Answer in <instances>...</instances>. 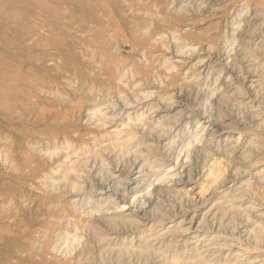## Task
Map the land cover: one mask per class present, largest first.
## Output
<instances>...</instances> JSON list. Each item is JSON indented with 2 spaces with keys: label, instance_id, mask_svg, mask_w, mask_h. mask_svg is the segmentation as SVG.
Masks as SVG:
<instances>
[{
  "label": "rangeland",
  "instance_id": "374dc122",
  "mask_svg": "<svg viewBox=\"0 0 264 264\" xmlns=\"http://www.w3.org/2000/svg\"><path fill=\"white\" fill-rule=\"evenodd\" d=\"M82 1L0 0V264L264 259V0Z\"/></svg>",
  "mask_w": 264,
  "mask_h": 264
},
{
  "label": "clouds",
  "instance_id": "9594fccd",
  "mask_svg": "<svg viewBox=\"0 0 264 264\" xmlns=\"http://www.w3.org/2000/svg\"><path fill=\"white\" fill-rule=\"evenodd\" d=\"M197 49L195 47L191 48L192 52H195ZM161 87H163V83L161 84ZM203 129H197L196 132H193L190 136V138L184 140L182 142V144L179 145H175V150L176 152L179 154L180 152V148L183 147L184 148V163L188 164L190 163V155L188 154L189 149H188V145H196V144H201L203 143L202 141V137H203ZM149 167H152L151 165H149ZM153 171L157 174L156 176L153 177L152 183H169L171 182L173 179H175L176 174L173 173V170L170 168H164V167H154ZM150 193H148L147 191L144 193V195H149Z\"/></svg>",
  "mask_w": 264,
  "mask_h": 264
},
{
  "label": "bare ground",
  "instance_id": "6f19581e",
  "mask_svg": "<svg viewBox=\"0 0 264 264\" xmlns=\"http://www.w3.org/2000/svg\"><path fill=\"white\" fill-rule=\"evenodd\" d=\"M91 1H94V0H91ZM90 1H86V2H84V1H82V0H78V5H81L82 3H84V4H86V5H88V6H91V7H93L92 8V10H91V13H92V15H94L95 14V12H96V7H95V5H94V3H89ZM88 10H90L89 8H88ZM239 13V12H238ZM81 14H83V15H85V16H91V15H89V14H86V13H81ZM94 16H96V15H94ZM236 18V17H235ZM94 23V22H93ZM77 24H78V28L79 29H82V28H84V25H85V21L83 20V19H81V20H79V21H77ZM94 24H96V23H94ZM99 25V24H98ZM95 26V25H94ZM263 30H264V28H263ZM248 77V76H247ZM254 82H256V80H254ZM139 166V165H138ZM137 166V167H138ZM136 167V168H137ZM144 168H145V165L143 164V165H140L139 167H138V171H137V173H139V174H141V173H143V170H144ZM142 175V174H141ZM144 175V174H143ZM144 177V176H143ZM139 179V181H138V183H141L142 182V177H139L138 178ZM110 187V186H109ZM105 189V188H104ZM109 189H107V192H109L108 191ZM105 194V193H104ZM110 194V193H109ZM116 194V193H115ZM102 195V194H101ZM107 195V194H106ZM110 196H112L111 194H110ZM107 197H109V196H107ZM139 209V210H138ZM142 209V208H141ZM141 209L138 207L137 208V210L139 211V212H141ZM138 215H139V213H138ZM141 216V215H140ZM143 218V217H142ZM145 218V217H144ZM192 219V218H191ZM132 220V219H131ZM183 220L185 221V218H182L181 219V221L183 222ZM180 221V222H181ZM189 222H193V220H190ZM195 222V221H194ZM193 228V226H192V224L189 226V227H187L186 229H183V230H179L180 232H183L184 233V231H186V230H191ZM201 230V229H200ZM199 230V226H197V228H195L194 229V231L195 232H192V233H190L191 234V236L193 237V238H197V237H200L201 235L200 234H198V231H200ZM177 231V230H176ZM186 233V232H185ZM162 234H160V235H158V236H161ZM158 236H156L155 237V239H157V237ZM203 236V235H202ZM201 236V237H202ZM202 238H204V237H202ZM213 237H211V239H212ZM154 239V240H155ZM158 239H160V238H158ZM197 240L196 241H191V243L190 244H192V245H196L197 244ZM198 247V246H197ZM255 262H256V264H260L259 262H262L261 264H264V259L263 258H261V259H256L255 260Z\"/></svg>",
  "mask_w": 264,
  "mask_h": 264
}]
</instances>
